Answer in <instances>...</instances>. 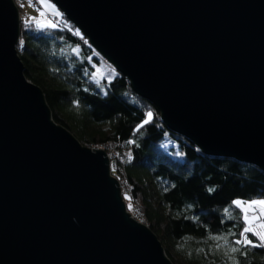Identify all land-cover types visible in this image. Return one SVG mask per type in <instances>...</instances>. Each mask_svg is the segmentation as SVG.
Returning a JSON list of instances; mask_svg holds the SVG:
<instances>
[{
  "label": "water",
  "instance_id": "95a60500",
  "mask_svg": "<svg viewBox=\"0 0 264 264\" xmlns=\"http://www.w3.org/2000/svg\"><path fill=\"white\" fill-rule=\"evenodd\" d=\"M204 152L264 170V0H52ZM0 0V264H173L101 148L52 116Z\"/></svg>",
  "mask_w": 264,
  "mask_h": 264
},
{
  "label": "trees",
  "instance_id": "16d2710c",
  "mask_svg": "<svg viewBox=\"0 0 264 264\" xmlns=\"http://www.w3.org/2000/svg\"><path fill=\"white\" fill-rule=\"evenodd\" d=\"M63 17L65 23L54 27L32 23L24 28L18 53L24 74L41 87L53 119L92 144L133 139V158L121 169L124 173L119 176L116 164L111 173L131 186L132 215L167 246L166 252L172 249L185 264H233L229 257L239 264H264V248L235 244L246 222L241 207L233 204L264 199V170L233 156L206 153L171 130L159 109L136 94L122 73L95 81L93 63L99 59L94 48ZM149 112L150 122L143 124ZM233 246L241 251L231 253Z\"/></svg>",
  "mask_w": 264,
  "mask_h": 264
},
{
  "label": "rangeland",
  "instance_id": "374dc122",
  "mask_svg": "<svg viewBox=\"0 0 264 264\" xmlns=\"http://www.w3.org/2000/svg\"><path fill=\"white\" fill-rule=\"evenodd\" d=\"M13 1L18 8L19 16H20V35H19L18 43L16 45L17 53L21 51L22 46L24 45L25 40L22 39L24 28L30 27L32 23L38 24L40 26L52 25L53 23H63V24L65 23L63 12L52 0H33L31 2V5L29 4L28 0H13ZM21 5H23V7ZM21 21L23 23L22 25H21ZM94 54L99 59L97 63H93L94 65L93 79L95 81L97 82H100L103 80L110 81L117 75V73H120L115 67V65L112 62H110L107 58H105L95 48H94ZM78 140L82 143V145L88 146L90 148L103 149L108 157V160L110 159L114 161L115 164L118 166L119 176H121V174L124 173L123 171H121V169H124L127 162H129L133 158V155L131 153V148L133 146V139L132 140L129 139L126 141H122V140L117 141V140L110 139V141H106V140L98 141V142H95L94 144H92L90 141H85V140L82 141L80 139ZM110 173H111V168H110ZM111 175L115 177L112 173ZM116 180L118 181V184L119 183L121 184V186L119 185V187L121 190V195H122L123 200L125 198V200L128 201L129 203V206H128L129 208H127V211L132 215V212L134 213L133 211L134 205L132 203L133 199L131 197L132 195L131 186L127 184L125 178H120L121 181L118 178H116ZM237 200L246 202V201L258 200V199H251V200L236 199L235 201ZM244 207H247V205H245ZM241 209L243 211V214H245L243 208ZM259 215H260L259 209H256L255 211H252V210L248 211V216L250 218L252 216H259ZM132 216L136 217V215H132ZM136 219L141 220L139 218H136ZM262 220L263 218H261L258 221L253 222L252 224V226L258 231L262 230L259 227V225L262 224ZM161 243L164 248L167 247L164 245L163 242ZM166 255L173 262H176L178 264H185L184 260L178 257L172 249L166 252Z\"/></svg>",
  "mask_w": 264,
  "mask_h": 264
},
{
  "label": "snow or ice",
  "instance_id": "6c2138e0",
  "mask_svg": "<svg viewBox=\"0 0 264 264\" xmlns=\"http://www.w3.org/2000/svg\"><path fill=\"white\" fill-rule=\"evenodd\" d=\"M29 4L31 5L32 0H28ZM23 7V5H21ZM32 19V18H30ZM53 27L55 25H52ZM148 119H145L142 123L146 124L150 122V118L152 117V113L149 112L147 113ZM142 126V125H141ZM141 126H138L141 127ZM233 204H235L238 207L243 208L244 210V216L243 219L246 222L245 227H243V230L240 231L239 236L240 239L235 241L236 245H240L243 247H259V248H264V224H260L259 227L262 230H256L252 224L255 221L260 220L261 218H264V199H258V200H251V201H233ZM247 205V207H244ZM256 209H259L260 215L259 216H252L251 218L248 216V211L252 210L255 211ZM249 234H251L253 237H256L257 240L259 241L258 243L254 242L252 239L249 238ZM215 239H220V237H216ZM225 243L227 241L225 240ZM217 247H220V245H217ZM229 251L231 253H238L240 252V248L238 247H230ZM244 253H241L243 255ZM229 259L233 260V264H239L238 261L235 260L234 257H229Z\"/></svg>",
  "mask_w": 264,
  "mask_h": 264
},
{
  "label": "built area",
  "instance_id": "2783aa9c",
  "mask_svg": "<svg viewBox=\"0 0 264 264\" xmlns=\"http://www.w3.org/2000/svg\"><path fill=\"white\" fill-rule=\"evenodd\" d=\"M33 1V0H32ZM23 39V38H22ZM110 160V159H109ZM115 164V162L114 161H112V160H110L109 161V166H110V168H111V170H112V167H113V165ZM119 185L121 186V184L119 183ZM140 221V220H139ZM141 222V221H140Z\"/></svg>",
  "mask_w": 264,
  "mask_h": 264
},
{
  "label": "bare ground",
  "instance_id": "6f19581e",
  "mask_svg": "<svg viewBox=\"0 0 264 264\" xmlns=\"http://www.w3.org/2000/svg\"><path fill=\"white\" fill-rule=\"evenodd\" d=\"M64 15V14H63ZM143 223V222H142Z\"/></svg>",
  "mask_w": 264,
  "mask_h": 264
}]
</instances>
